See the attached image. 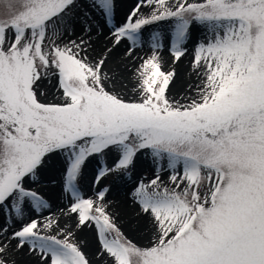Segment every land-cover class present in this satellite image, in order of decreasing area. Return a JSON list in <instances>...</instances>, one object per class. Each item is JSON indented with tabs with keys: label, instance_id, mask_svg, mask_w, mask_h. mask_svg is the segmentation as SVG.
Returning <instances> with one entry per match:
<instances>
[{
	"label": "snow or ice",
	"instance_id": "6c2138e0",
	"mask_svg": "<svg viewBox=\"0 0 264 264\" xmlns=\"http://www.w3.org/2000/svg\"><path fill=\"white\" fill-rule=\"evenodd\" d=\"M3 9L0 264H264V0Z\"/></svg>",
	"mask_w": 264,
	"mask_h": 264
},
{
	"label": "bare ground",
	"instance_id": "6f19581e",
	"mask_svg": "<svg viewBox=\"0 0 264 264\" xmlns=\"http://www.w3.org/2000/svg\"><path fill=\"white\" fill-rule=\"evenodd\" d=\"M120 4H129L132 3V0H119ZM126 10V9H125ZM123 17V12L120 13V18ZM103 42V40L101 41ZM148 51L147 46H145L143 51H140L138 53V55H145V53ZM190 53L188 56L184 57L182 59V61L177 65L176 67V71H177V75H178V80H177V84H181L184 82H187L189 80V72H190V67H189V61H190ZM163 56L166 62H168V65H171V57L170 54L165 50L163 52ZM119 183V182H117ZM85 191L87 190L86 188L84 189ZM129 194L126 190L124 189H120L119 191H113L109 197L111 198V201L114 202V208L116 210H121L123 211L126 205H130L131 201L128 198ZM60 207H64V203L62 202H57V205L53 208V211H58V209ZM47 214V213H46ZM81 239H87L88 243H89V248H94V242L93 239L91 237V233L90 232H85V233H81L80 237Z\"/></svg>",
	"mask_w": 264,
	"mask_h": 264
},
{
	"label": "rangeland",
	"instance_id": "374dc122",
	"mask_svg": "<svg viewBox=\"0 0 264 264\" xmlns=\"http://www.w3.org/2000/svg\"><path fill=\"white\" fill-rule=\"evenodd\" d=\"M4 2H5V0H0V12H2L4 10L3 9ZM147 36H148V34L145 33L146 40H147ZM140 174L141 175H150L151 174L150 161L144 165V171H142ZM117 182L118 181H115L114 178L110 177L109 180L103 181V184L101 186H105V185L112 186L113 183H117ZM108 199L111 201L110 197H108ZM91 237L93 239L94 246H95V240H94L92 234H91Z\"/></svg>",
	"mask_w": 264,
	"mask_h": 264
}]
</instances>
